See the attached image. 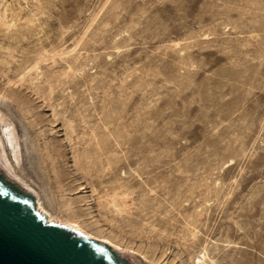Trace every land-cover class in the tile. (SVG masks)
<instances>
[{
	"label": "rangeland",
	"instance_id": "obj_1",
	"mask_svg": "<svg viewBox=\"0 0 264 264\" xmlns=\"http://www.w3.org/2000/svg\"><path fill=\"white\" fill-rule=\"evenodd\" d=\"M0 110L131 264H264V0H0Z\"/></svg>",
	"mask_w": 264,
	"mask_h": 264
},
{
	"label": "water",
	"instance_id": "obj_2",
	"mask_svg": "<svg viewBox=\"0 0 264 264\" xmlns=\"http://www.w3.org/2000/svg\"><path fill=\"white\" fill-rule=\"evenodd\" d=\"M0 264H131L21 189L0 145Z\"/></svg>",
	"mask_w": 264,
	"mask_h": 264
},
{
	"label": "bare ground",
	"instance_id": "obj_3",
	"mask_svg": "<svg viewBox=\"0 0 264 264\" xmlns=\"http://www.w3.org/2000/svg\"><path fill=\"white\" fill-rule=\"evenodd\" d=\"M6 118L7 117L5 116V114L0 110V123L3 124ZM19 143H20L19 142V135L17 134L16 128L10 127V124H8V126H6V128H4V130L2 132L0 130V145L2 147V150L4 152V155L6 157V160L8 162V165L10 167V170L12 172V175L14 177V180H15L16 184L21 189H23L26 192L32 194L34 196V199H36L37 201L39 200L38 202H40L42 205H44L46 208H48L44 204V202H43L44 200L43 201L41 200V196L39 195V193L16 170L15 162L13 161L12 158L15 157V161L20 162ZM10 150H12V152H10ZM110 197H111L110 201L113 204H115V205H120L123 202L122 201L123 198L119 194H114V195H112ZM65 222L67 224H69L70 226H73L74 228L89 234V236H91L93 238H98L99 240L107 242L116 252H118L121 256H123V254L120 252V250L124 249V248H122L121 246L115 244L113 241H111V240H109L107 238L95 236V235L87 232L86 230H84L77 223H71L69 221H65ZM199 258H200L199 261H203L204 255L202 257H199Z\"/></svg>",
	"mask_w": 264,
	"mask_h": 264
}]
</instances>
